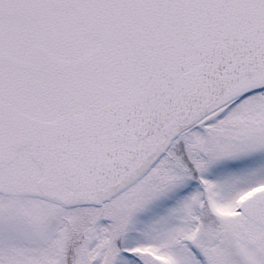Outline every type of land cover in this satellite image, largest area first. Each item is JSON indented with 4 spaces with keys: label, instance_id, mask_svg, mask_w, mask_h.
<instances>
[{
    "label": "snow or ice",
    "instance_id": "1",
    "mask_svg": "<svg viewBox=\"0 0 264 264\" xmlns=\"http://www.w3.org/2000/svg\"><path fill=\"white\" fill-rule=\"evenodd\" d=\"M0 264H264V0H0Z\"/></svg>",
    "mask_w": 264,
    "mask_h": 264
}]
</instances>
